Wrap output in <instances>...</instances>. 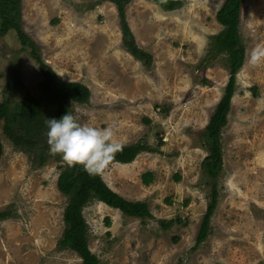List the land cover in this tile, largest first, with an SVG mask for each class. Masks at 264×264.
I'll use <instances>...</instances> for the list:
<instances>
[{
    "label": "rangeland",
    "instance_id": "374dc122",
    "mask_svg": "<svg viewBox=\"0 0 264 264\" xmlns=\"http://www.w3.org/2000/svg\"><path fill=\"white\" fill-rule=\"evenodd\" d=\"M14 1L16 24L35 56L63 82L90 92L85 104L67 102L68 112L83 125L110 127L112 143L144 149L132 163L108 162L99 174L121 198L144 203L151 218H128L95 201L82 209L99 264H264V62H250L252 51L264 47V0L242 7L244 59L220 129L214 178L204 172L212 154L205 128L229 79L225 56L213 50L222 30L215 16L225 0H178L171 12L133 0L126 22L137 49L151 58L146 64L125 49L113 4ZM35 56L14 31L0 38V103L15 110L27 97L39 99ZM51 118L50 110L40 115L45 139ZM4 124L16 130L18 121L0 122V264H82L59 243L68 199L56 182L66 162L49 155L41 165L36 153L9 140ZM214 186L217 204L207 238L197 244Z\"/></svg>",
    "mask_w": 264,
    "mask_h": 264
},
{
    "label": "trees",
    "instance_id": "16d2710c",
    "mask_svg": "<svg viewBox=\"0 0 264 264\" xmlns=\"http://www.w3.org/2000/svg\"><path fill=\"white\" fill-rule=\"evenodd\" d=\"M133 0H100L113 4L120 16L125 49L137 60H142L145 64L149 63L151 58L141 50L137 49L134 44L133 36L130 33L126 22L125 8ZM163 11H174L181 6L178 0H144ZM245 0H225L218 10L215 21L222 27L221 32L214 38V52L218 56H225V66L228 70L229 79L225 88V96L220 101L216 110L210 118L205 128L206 140L212 146L211 156L207 158L205 165L206 175L214 178L213 173L217 166L216 147L219 138L220 129L225 125V117L228 113L230 100L233 94L235 75L240 70L244 59V48L238 35L241 11ZM20 11L17 1L0 0V38L7 35L10 31L17 34V38L23 48L31 49V55H36L35 46L22 33L16 24V17ZM39 63V71L42 76V92H39L37 100L30 97L25 98L17 109H10L8 106L0 103V122L14 123L18 121L16 130L11 129L4 124L3 133L12 143H15L20 149L27 152L36 153L40 164L45 165L52 156L57 162L62 159L60 155L52 154L49 151L47 139L40 134L42 122L40 115L46 111H53L55 118L59 119L63 114L68 112L66 103L71 101L78 104H85L90 98V92L86 87L78 83L63 82L48 66L35 56ZM69 113V112H68ZM139 143L120 147L109 161L122 165L132 163L136 156L144 149ZM2 145L0 143V159L2 156ZM50 153V154H49ZM218 157V154H217ZM60 173L57 178L56 188L58 192L68 199V204L63 214L64 231L60 240L62 247L68 248L77 254L82 264H99L98 259L90 252L88 248V229L82 216V209L91 201L98 202L106 207L119 211L128 218L139 219L144 221L151 218L148 207L141 202H129L114 193L104 183L99 173L89 174L82 166H68L65 163L63 168H59ZM152 176L147 174L143 176L142 183L145 186L151 184ZM178 180V177L176 178ZM217 204L215 186L211 193L210 204L207 206L202 218L197 236L196 243L200 244L207 238L208 225ZM5 215L0 213V219ZM107 225L109 220L106 219ZM162 229H167L168 224L160 222ZM176 242L177 239H174Z\"/></svg>",
    "mask_w": 264,
    "mask_h": 264
},
{
    "label": "clouds",
    "instance_id": "9594fccd",
    "mask_svg": "<svg viewBox=\"0 0 264 264\" xmlns=\"http://www.w3.org/2000/svg\"><path fill=\"white\" fill-rule=\"evenodd\" d=\"M250 62H264V47H257L250 55ZM47 143L52 154L60 155L68 166H82L89 174L103 170L121 145L112 143V129L86 126L66 112L59 119L46 120Z\"/></svg>",
    "mask_w": 264,
    "mask_h": 264
}]
</instances>
